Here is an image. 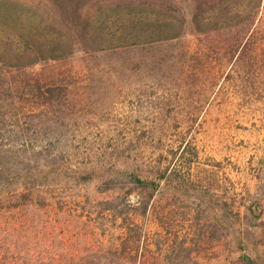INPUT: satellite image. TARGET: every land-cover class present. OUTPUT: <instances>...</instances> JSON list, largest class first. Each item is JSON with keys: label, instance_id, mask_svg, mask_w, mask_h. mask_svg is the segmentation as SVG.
<instances>
[{"label": "rangeland", "instance_id": "rangeland-1", "mask_svg": "<svg viewBox=\"0 0 264 264\" xmlns=\"http://www.w3.org/2000/svg\"><path fill=\"white\" fill-rule=\"evenodd\" d=\"M200 39L184 38L186 55L176 54L177 44L51 64L44 73L71 86L40 117H12L20 104L3 102L0 112L8 117L0 126L1 146L50 153L56 164L93 169L87 189L97 194L118 185L119 193L105 192L112 195L109 205L123 207L138 225L137 243L113 251L122 219L110 215L102 228L82 230L91 238L73 240L71 258L242 264L240 255L249 253L264 264V102L239 103L217 94L205 102L199 82L190 81L191 75L181 78ZM21 105L28 112L35 107L30 99ZM25 135L37 138H20ZM158 167L159 190L145 207L147 190L117 171L150 176Z\"/></svg>", "mask_w": 264, "mask_h": 264}, {"label": "trees", "instance_id": "trees-1", "mask_svg": "<svg viewBox=\"0 0 264 264\" xmlns=\"http://www.w3.org/2000/svg\"><path fill=\"white\" fill-rule=\"evenodd\" d=\"M263 15L264 0H0V109L4 101L20 104L12 115L19 119V114L40 117L58 105L71 85L44 73L51 64L77 55L152 52L177 44L176 54L186 55L187 36L202 43L181 78L197 80L205 102L216 94L239 103L264 102ZM23 99L35 103L33 110L21 105ZM4 116L0 112V126ZM53 157L0 145V264H136L70 257L73 240L91 238L82 230L92 224L102 228L110 215L122 219L120 233L111 235L113 251L120 244L133 246L140 235L130 213L109 205L112 195L105 192L119 193L118 185L92 194L87 185L93 169L56 164L49 160ZM117 172L147 190L146 207L163 171ZM240 260L256 264L249 253Z\"/></svg>", "mask_w": 264, "mask_h": 264}]
</instances>
